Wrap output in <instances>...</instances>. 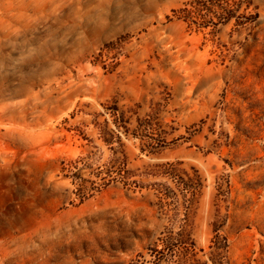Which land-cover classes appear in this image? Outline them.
I'll list each match as a JSON object with an SVG mask.
<instances>
[{
	"label": "rangeland",
	"instance_id": "rangeland-1",
	"mask_svg": "<svg viewBox=\"0 0 264 264\" xmlns=\"http://www.w3.org/2000/svg\"><path fill=\"white\" fill-rule=\"evenodd\" d=\"M186 215L264 264V0H0V264H151Z\"/></svg>",
	"mask_w": 264,
	"mask_h": 264
},
{
	"label": "trees",
	"instance_id": "trees-1",
	"mask_svg": "<svg viewBox=\"0 0 264 264\" xmlns=\"http://www.w3.org/2000/svg\"><path fill=\"white\" fill-rule=\"evenodd\" d=\"M206 2L213 3V0H206ZM194 12L195 11L192 9L186 10V18L193 21ZM198 14H200L199 11ZM230 17L231 15H227V18ZM105 108L115 117L114 123L116 126H121L125 129V132H128V128L125 125L128 123V112L134 113V110H120L117 104L106 105ZM144 121L148 123L150 119L146 118ZM102 133L109 134L106 128L102 129ZM104 138L105 142H111L107 137ZM119 174L122 175V173ZM121 177L125 176L122 175ZM214 232V237L209 245V248L211 249L209 258L213 264H227L228 260L225 254L228 247L227 238L217 232V229H215ZM202 252H204V248H199L196 244L192 232L189 229L188 217L186 215L185 218L181 219L177 231L169 230L165 236L160 239V243H157L151 248L152 259L150 262L151 264H208V261H202L200 258L199 255Z\"/></svg>",
	"mask_w": 264,
	"mask_h": 264
}]
</instances>
